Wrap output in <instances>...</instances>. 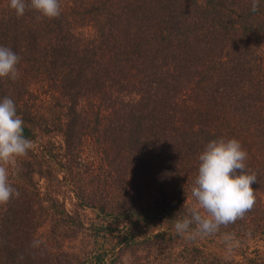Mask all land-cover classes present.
Returning a JSON list of instances; mask_svg holds the SVG:
<instances>
[{
	"label": "trees",
	"instance_id": "16d2710c",
	"mask_svg": "<svg viewBox=\"0 0 264 264\" xmlns=\"http://www.w3.org/2000/svg\"><path fill=\"white\" fill-rule=\"evenodd\" d=\"M251 4L61 0L58 18L37 19L0 0V45L21 57L0 98L34 144L12 177L20 196L0 205V264H264V0ZM220 137L247 150L256 203L182 238L199 154ZM34 174L63 182L74 207ZM225 233L232 253L207 245Z\"/></svg>",
	"mask_w": 264,
	"mask_h": 264
},
{
	"label": "clouds",
	"instance_id": "9594fccd",
	"mask_svg": "<svg viewBox=\"0 0 264 264\" xmlns=\"http://www.w3.org/2000/svg\"><path fill=\"white\" fill-rule=\"evenodd\" d=\"M259 3L260 0H252L253 12L258 10ZM10 7L18 17L28 9L35 10L40 14L37 19L58 18L62 12L61 0H10ZM20 60L12 48L0 45V79L18 80ZM32 149L34 144L24 135V121L18 115L15 101L9 96L0 98V205L20 196L12 177L20 171L19 158L26 157ZM198 159V174L191 188L193 202L188 204L187 196L183 206L186 215L174 223V233L188 240L214 235L222 226L243 219L257 199L253 184L259 178L247 166L248 153L238 139H213ZM224 240L231 252L234 234L225 233ZM43 244L44 241L34 238L30 246L36 249Z\"/></svg>",
	"mask_w": 264,
	"mask_h": 264
},
{
	"label": "rangeland",
	"instance_id": "374dc122",
	"mask_svg": "<svg viewBox=\"0 0 264 264\" xmlns=\"http://www.w3.org/2000/svg\"><path fill=\"white\" fill-rule=\"evenodd\" d=\"M34 179L39 187V189L41 190V193L46 196V195H58L62 200L65 201V204L68 208H72L74 207L73 202H74V197L72 195V193L65 187L64 183H59L56 181H53L52 183H48V181L41 177L38 176V174H34ZM207 245L210 246V248H213L219 252L225 253V254H229L232 253L229 252L227 245L222 246V245H218V243L220 244V242L218 243H214V242H206ZM237 254V253H235Z\"/></svg>",
	"mask_w": 264,
	"mask_h": 264
}]
</instances>
